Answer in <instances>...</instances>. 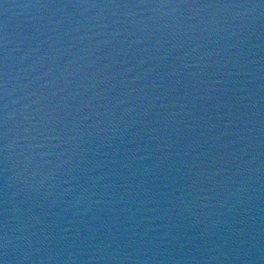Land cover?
I'll list each match as a JSON object with an SVG mask.
<instances>
[{"label":"water","instance_id":"obj_1","mask_svg":"<svg viewBox=\"0 0 264 264\" xmlns=\"http://www.w3.org/2000/svg\"><path fill=\"white\" fill-rule=\"evenodd\" d=\"M0 264H264V0H0Z\"/></svg>","mask_w":264,"mask_h":264}]
</instances>
